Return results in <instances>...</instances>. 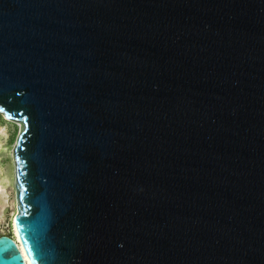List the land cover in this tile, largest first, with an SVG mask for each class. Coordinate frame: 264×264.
I'll use <instances>...</instances> for the list:
<instances>
[{
    "label": "water",
    "instance_id": "95a60500",
    "mask_svg": "<svg viewBox=\"0 0 264 264\" xmlns=\"http://www.w3.org/2000/svg\"><path fill=\"white\" fill-rule=\"evenodd\" d=\"M0 114L28 262L264 264V0H0Z\"/></svg>",
    "mask_w": 264,
    "mask_h": 264
},
{
    "label": "rangeland",
    "instance_id": "374dc122",
    "mask_svg": "<svg viewBox=\"0 0 264 264\" xmlns=\"http://www.w3.org/2000/svg\"><path fill=\"white\" fill-rule=\"evenodd\" d=\"M0 128H4V136L0 135V178L6 177L5 189L8 192L9 204H7L4 217L0 222V234H11L10 217L12 215L11 201L14 197V160L13 149L20 131V127L15 123L5 120L0 114Z\"/></svg>",
    "mask_w": 264,
    "mask_h": 264
},
{
    "label": "bare ground",
    "instance_id": "6f19581e",
    "mask_svg": "<svg viewBox=\"0 0 264 264\" xmlns=\"http://www.w3.org/2000/svg\"><path fill=\"white\" fill-rule=\"evenodd\" d=\"M18 125V124H17ZM4 128H0V135L4 136ZM1 144V143H0ZM6 177L4 176L3 178H0V222L2 220V218L4 217L3 212L6 209L7 204H9V200H8V192L5 189V183H6ZM11 206H12V215L10 217V230L11 233L13 235V239L16 241L18 248L20 249L22 256L24 258V261L26 264H29L28 259L22 249V247L19 244V239H18V235L16 232V228H15V224H14V215L16 213V202L15 201H11Z\"/></svg>",
    "mask_w": 264,
    "mask_h": 264
},
{
    "label": "snow or ice",
    "instance_id": "6c2138e0",
    "mask_svg": "<svg viewBox=\"0 0 264 264\" xmlns=\"http://www.w3.org/2000/svg\"><path fill=\"white\" fill-rule=\"evenodd\" d=\"M19 187L22 190L24 188V185L21 184ZM21 196H22V194H21ZM28 230H32V229L29 228ZM23 244L24 245H28L29 244V240L28 239H24L23 240ZM0 246H2V247H0V251H3L4 249H7L9 247V245H8L6 240H0ZM38 249H39V242L38 241L33 242L31 247L27 248V253L29 255H32L34 253H37ZM11 258H12V260H16L17 259V257L15 255H13ZM36 260H41V264H43L42 258L39 257L38 255H34L33 260L30 261L29 264H35ZM0 264H3V260L2 259H0Z\"/></svg>",
    "mask_w": 264,
    "mask_h": 264
}]
</instances>
